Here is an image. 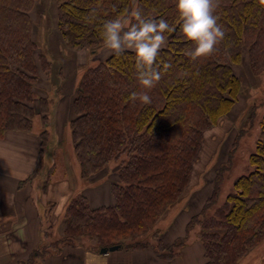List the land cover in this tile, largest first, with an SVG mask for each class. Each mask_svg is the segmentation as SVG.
Listing matches in <instances>:
<instances>
[{
    "label": "trees",
    "instance_id": "obj_1",
    "mask_svg": "<svg viewBox=\"0 0 264 264\" xmlns=\"http://www.w3.org/2000/svg\"><path fill=\"white\" fill-rule=\"evenodd\" d=\"M130 1L57 0V25L67 47L92 52L103 47V23L126 15ZM36 2L0 0V136L31 131L37 114L46 122L50 113L48 97L36 86L40 69L52 65L44 53H36L31 18ZM135 6L146 18H163L176 28L157 57L162 79L148 91L152 103L144 105L130 100L133 92L145 91L134 52L108 55L82 74L70 119L81 176L98 180L112 161L118 165L110 183L112 203L94 207L84 193L71 197L63 238L70 245L85 236L100 247L153 245L172 258L175 244L162 246L158 221L190 188L205 131L235 104L241 82L234 65L244 49L254 73L264 70V6L260 0H219L215 14L225 38L213 55L196 60L185 54L194 44L180 31L175 0H136ZM164 64L170 67L164 70ZM261 126L250 155L252 169L238 176L222 203L207 213L217 202L218 173L212 195L187 225V230L195 224L201 228L204 264H238L264 239V115ZM150 234L158 237L157 244L144 239Z\"/></svg>",
    "mask_w": 264,
    "mask_h": 264
},
{
    "label": "rangeland",
    "instance_id": "obj_2",
    "mask_svg": "<svg viewBox=\"0 0 264 264\" xmlns=\"http://www.w3.org/2000/svg\"><path fill=\"white\" fill-rule=\"evenodd\" d=\"M57 4V0H37L31 10L32 36L37 42L36 53L37 55L44 53L52 64L48 71L40 69V77L36 84L38 93L47 96L49 99L50 113L43 125L40 124L42 115L37 114L34 118V129L37 130L41 127L38 130L41 132L47 129L43 134V138L48 144L45 155L47 158L43 159L41 172L44 173L48 166L50 168L51 165H55L54 178L62 179L67 177L73 183L75 192H86L101 183L110 185L113 181L114 169L118 165L117 161H112L108 167L107 174L98 180L83 178L81 176L80 162L74 150L70 125V119L74 116L72 104L82 74L89 66L96 65L105 59L108 56V51L104 46L97 48L94 52L91 49L74 51L69 49L57 25ZM135 4L136 0L130 1L128 13L136 7ZM82 51L87 53L83 63L78 62V54ZM234 72L241 82L238 98L231 111L224 115L217 124L205 131L204 140L194 164L191 186L186 191L183 199L171 206L158 221L157 226L161 229L160 231L166 230L181 212L180 217L190 212L188 209L190 197L199 198L205 193H208V195L212 194L218 173H220L222 179L219 182L217 202L208 208L207 213L213 212L215 206L222 203L227 194L233 189L238 176L252 169L250 155L257 147L264 115V70L254 73L249 64L247 49H244L242 61L234 65ZM62 92L66 94L65 97L69 95L70 97L68 98L69 100L71 99V108L66 115L69 122L61 123L58 131L54 134L49 122L52 117L51 112L54 108V102L59 100V97L63 95ZM253 111L254 117L250 118ZM48 158L49 161L46 163ZM27 180L25 185L40 186L36 183V180L33 181L35 184H31L32 179ZM23 185L24 182L20 186ZM200 206L199 204L198 207ZM65 213L66 208L59 219L53 210L50 214L48 213V217L43 216V222L41 221L43 240H41V245L37 250L39 255H43V253L48 250L51 251L57 246L67 244L63 236H60V222L64 223ZM190 215L188 219L191 217ZM5 220V217L0 218V232L5 231L7 233L14 226L11 225L13 221ZM62 227V230H64V226ZM200 231L199 225L195 224L188 230L184 238L174 242V249H179L187 242L192 243L195 239L202 241L201 234H199ZM63 233L64 231L61 234ZM78 239H74L73 243L81 242ZM144 239L151 244H157L158 241V237H154L153 234L144 237ZM80 240H84L85 243L87 242L91 246L93 244L95 249L100 248L99 244L91 237L85 236ZM29 261L30 259L26 258L17 261L11 260L10 263L28 264ZM238 264H264V239L251 249Z\"/></svg>",
    "mask_w": 264,
    "mask_h": 264
},
{
    "label": "crops",
    "instance_id": "obj_3",
    "mask_svg": "<svg viewBox=\"0 0 264 264\" xmlns=\"http://www.w3.org/2000/svg\"><path fill=\"white\" fill-rule=\"evenodd\" d=\"M62 93L59 100L54 102L49 122L54 134L61 123L69 122L66 115L71 108V99L69 100V95L65 97L66 94ZM40 122L44 124L42 117ZM40 128L35 130L33 123L31 131L11 130L0 136V218L5 217V221H13L11 225L14 226L7 233L0 232V264H11V260L26 258L31 261L33 253L38 250L43 240L41 229L43 216L48 217V213L53 210L59 219L71 197L84 193L94 207L113 202L110 185L107 183H101L86 192H75L69 178H54L55 165H51L50 168L48 166L46 172H41L43 159L47 158L45 155L48 144L43 146L41 133L44 130L38 131ZM48 161L49 158L46 163ZM27 179H32L31 184L36 180L40 186L25 185ZM22 182L24 185L20 186ZM211 195L205 193L199 198L190 197L188 209L191 213L187 212L180 217L181 212L166 230L161 231L160 240L163 247L173 245L175 241L186 236L190 219L201 212ZM189 215L191 217L188 219ZM60 224V236H63L61 233L64 223L61 221ZM80 239L78 241L81 242L74 245L57 246L43 255L35 256L28 264H204L205 262L203 241L199 239L174 249L176 256L173 258L163 257L159 251L163 252L165 249L157 251L153 245L141 249L121 246L115 250L101 252V247L95 249L93 244L91 246Z\"/></svg>",
    "mask_w": 264,
    "mask_h": 264
},
{
    "label": "clouds",
    "instance_id": "obj_4",
    "mask_svg": "<svg viewBox=\"0 0 264 264\" xmlns=\"http://www.w3.org/2000/svg\"><path fill=\"white\" fill-rule=\"evenodd\" d=\"M219 0H175L183 37L194 47L185 54L192 60L209 57L225 38V30L218 23L215 14ZM264 6V0H260ZM176 30L163 18H146L137 6L126 16L117 15L103 23L101 36L108 54L120 55L126 50L135 53L137 80L145 91L133 92L130 100L144 105L152 103L148 91L155 88L162 79V72L156 64L160 51L168 46V33ZM86 51L78 54V62H85ZM170 67L164 64V70Z\"/></svg>",
    "mask_w": 264,
    "mask_h": 264
},
{
    "label": "water",
    "instance_id": "obj_5",
    "mask_svg": "<svg viewBox=\"0 0 264 264\" xmlns=\"http://www.w3.org/2000/svg\"><path fill=\"white\" fill-rule=\"evenodd\" d=\"M120 247H121V245H119V244H115V245H111V246H103V247L100 248V251L101 252H107V251H110V250L118 249Z\"/></svg>",
    "mask_w": 264,
    "mask_h": 264
}]
</instances>
